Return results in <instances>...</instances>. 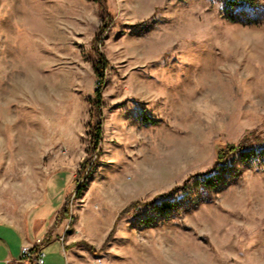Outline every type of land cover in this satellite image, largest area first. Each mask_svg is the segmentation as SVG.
<instances>
[{
    "label": "rangeland",
    "instance_id": "obj_1",
    "mask_svg": "<svg viewBox=\"0 0 264 264\" xmlns=\"http://www.w3.org/2000/svg\"><path fill=\"white\" fill-rule=\"evenodd\" d=\"M256 1L244 3L239 21L230 22L219 4L199 0L174 28L137 39L117 33L150 18L149 0H104L103 19L93 0H0L6 51L0 56V218H23L49 177L46 189L64 203L45 264H62V247L69 264H264V164L258 163L233 172L227 191L213 183V201L170 225L149 222L129 232L124 216L104 247L130 204L151 202L189 169H211L219 147L248 135L264 140V0ZM194 37L208 41V55L193 72L189 93L171 95L164 58ZM132 101L148 106L140 125L121 118L120 106ZM97 123L99 154L91 152ZM113 145L129 164L95 179L92 166L82 165ZM153 158L160 161L155 168L146 163Z\"/></svg>",
    "mask_w": 264,
    "mask_h": 264
},
{
    "label": "snow or ice",
    "instance_id": "obj_2",
    "mask_svg": "<svg viewBox=\"0 0 264 264\" xmlns=\"http://www.w3.org/2000/svg\"><path fill=\"white\" fill-rule=\"evenodd\" d=\"M93 2L101 5L102 10L98 14L103 19V15L107 11L104 8V0H93ZM195 2H199V0H149L154 9L150 18L139 19L131 28L122 26L121 30L117 33V38L120 35H124L127 31L130 38L150 39L156 33H162L163 30L174 28L183 19L190 5ZM231 2L232 0H209V3L219 4L221 10L228 7ZM235 8L237 15H239L244 11L245 5L240 3L235 5ZM209 10L211 11V9ZM185 31L191 34L194 30L185 28ZM207 55L208 41L206 39L202 41L195 37L180 48H174L168 53L164 61H168L167 66H169L173 78L172 82L167 85L169 94L186 96L189 93L192 87L191 76L193 72L203 67ZM180 56L189 58L181 61ZM164 61H161L160 64L151 65L147 69H142L140 74L142 75L152 69L161 67L164 65ZM157 82L159 81L157 80ZM131 104L132 107H128L127 104L120 106L125 109L121 118L130 125H140L146 119L144 112L148 106L137 104L135 101H132ZM148 111L151 112V109H148ZM116 147V145H113L106 151L101 150V154L98 157L94 160H88L87 163L92 166V170L96 173L95 179H100L108 173L122 172L129 164L125 156L116 154L114 151ZM241 149L236 151L235 156L218 162L211 169H207L204 172L189 169L177 177V180L180 181L179 183H175L174 181V187L161 192L158 196L151 199V202L132 205L125 213L126 216H129V227L127 230L131 232L133 228L144 227L149 222L154 227L167 226L173 220H180L185 215H191L202 204L214 200L215 191L212 188L213 183L223 185L222 189L216 190L227 191L232 183L230 176L237 169H240L241 174H243V170L252 168L254 163L264 164V154L256 153L255 149L245 147L243 143L241 144ZM257 155L260 156L258 161ZM146 163L150 167L155 168L159 165L160 161L153 158L146 161ZM202 166L206 168V165ZM220 169L223 170V176H221ZM153 191H156V189L150 190L148 196H151ZM261 235L264 236V229H262Z\"/></svg>",
    "mask_w": 264,
    "mask_h": 264
},
{
    "label": "crops",
    "instance_id": "obj_3",
    "mask_svg": "<svg viewBox=\"0 0 264 264\" xmlns=\"http://www.w3.org/2000/svg\"><path fill=\"white\" fill-rule=\"evenodd\" d=\"M58 176L53 175L50 179ZM48 179L49 177L44 180V191L40 201L28 209L23 218L14 220L0 218V264H22L19 262L21 248L33 245L38 237L54 229V223L57 221L64 201L59 199L60 195L56 196L53 191H50L51 188L46 189ZM59 255L64 258L62 264H69L66 247H62Z\"/></svg>",
    "mask_w": 264,
    "mask_h": 264
},
{
    "label": "trees",
    "instance_id": "obj_4",
    "mask_svg": "<svg viewBox=\"0 0 264 264\" xmlns=\"http://www.w3.org/2000/svg\"><path fill=\"white\" fill-rule=\"evenodd\" d=\"M240 3H248V6H257V1L256 0H232V2L229 4L228 7L223 8V11L225 13V18L230 21V22H237L239 21L240 17L235 14V5L240 4ZM107 25H105L104 28H106ZM102 61H100L98 64H96L95 66V70L97 73V76L101 81H103V77H104V67H102ZM100 93L99 91H96V95L95 98L97 100V102L99 101L100 98ZM96 102V104L98 105V103ZM100 134H101V126L100 123H97V125L94 127V131H93V139L91 141V152L93 151H98L99 154V142H100ZM244 144L245 147H251V148H255V145H257L260 149H262V154H264V140L260 139V138H251V135L245 136L241 142L239 144H227L225 146L219 147L217 149L216 152V160L214 162V165L217 164L218 162L231 158L233 155L236 154L237 150H242L241 149V144ZM231 146V147H230ZM88 162V161H87ZM87 162H85L83 164V167L87 166ZM79 194L81 193V191L78 192ZM134 204H141V202L139 201H135L132 204H130L128 207H126L123 211L120 212L119 216L117 217L116 223L114 228L112 229V231L110 232L109 236L106 239V242L104 244V247L107 245V243L113 238L114 232H115V228H116V224L119 220H121V218H123L125 215V213L127 212V210L129 208L132 207V205ZM86 245V244H85ZM88 247V249L92 252H95V250L90 246V245H86Z\"/></svg>",
    "mask_w": 264,
    "mask_h": 264
},
{
    "label": "built area",
    "instance_id": "obj_5",
    "mask_svg": "<svg viewBox=\"0 0 264 264\" xmlns=\"http://www.w3.org/2000/svg\"><path fill=\"white\" fill-rule=\"evenodd\" d=\"M55 239V236L48 233L41 238H37L33 245L23 246L21 248V257L19 262L22 264H45V247ZM63 237L59 241L63 244Z\"/></svg>",
    "mask_w": 264,
    "mask_h": 264
},
{
    "label": "bare ground",
    "instance_id": "obj_6",
    "mask_svg": "<svg viewBox=\"0 0 264 264\" xmlns=\"http://www.w3.org/2000/svg\"><path fill=\"white\" fill-rule=\"evenodd\" d=\"M20 14V13H19ZM15 15H17V13L15 14ZM12 16V15H11ZM16 17V16H15ZM22 18V17H21ZM10 19V18H9ZM18 19V18H17ZM15 20V19H14ZM3 22V21H2ZM5 22V21H4ZM6 23V22H5ZM8 23V22H7ZM9 25V24H8ZM6 26V25H5ZM10 28V27H9ZM3 28L0 26V30H2ZM4 30V29H3ZM1 37H5V33L3 34V32L2 31H0V38ZM11 42V41H10ZM6 43H7V41H4V46L6 45ZM8 45V44H7ZM6 49V48H5ZM9 49V48H8ZM1 51H2V49H0V53H1ZM5 50L3 51V54L2 55H4L3 56V58L5 57ZM0 56H1V54H0ZM2 58H0V60H1ZM2 61H4V59H2ZM7 69V68H6ZM2 71V70H1ZM4 71V70H3ZM7 72V71H6ZM9 72V71H8ZM3 73V72H2ZM4 73H5V71H4ZM7 75V74H6ZM6 75H5V77H6ZM11 124V123H10ZM15 125V124H14ZM14 125H13V127H14ZM11 126V125H10Z\"/></svg>",
    "mask_w": 264,
    "mask_h": 264
}]
</instances>
